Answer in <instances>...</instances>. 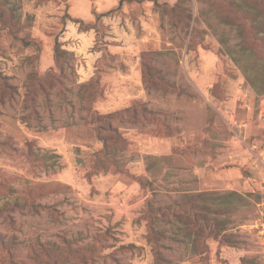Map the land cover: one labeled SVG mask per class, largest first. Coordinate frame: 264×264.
Wrapping results in <instances>:
<instances>
[{"label":"rangeland","instance_id":"1","mask_svg":"<svg viewBox=\"0 0 264 264\" xmlns=\"http://www.w3.org/2000/svg\"><path fill=\"white\" fill-rule=\"evenodd\" d=\"M18 4L0 264H264V31L232 0Z\"/></svg>","mask_w":264,"mask_h":264},{"label":"trees","instance_id":"2","mask_svg":"<svg viewBox=\"0 0 264 264\" xmlns=\"http://www.w3.org/2000/svg\"><path fill=\"white\" fill-rule=\"evenodd\" d=\"M18 1L19 0H3V5L6 6L8 10H10L14 17H17V15H19V13L17 12V10H19ZM232 3L234 6L233 13L236 15V19L233 20L231 23H227L231 24L232 26H236V30L239 36L244 34V28H246L247 26L251 30H255L256 32L264 31V0H232ZM242 18H245V20L247 21L246 27L245 22L241 21ZM74 21L82 23V21L79 19H74ZM6 28L9 27L7 26ZM221 40L225 43V38ZM20 41L24 45L36 43L34 39H25L24 37H20ZM225 45L227 44L225 43ZM227 50L229 54H232L235 60H240L234 55L233 47H228ZM59 52L60 48L56 45L54 47L55 61H57ZM182 213L184 212H181V210H178L177 212L174 211L173 216H176L177 214H179L180 216Z\"/></svg>","mask_w":264,"mask_h":264}]
</instances>
